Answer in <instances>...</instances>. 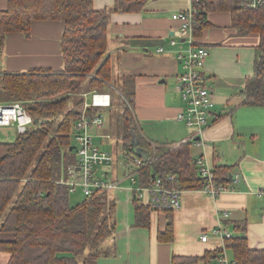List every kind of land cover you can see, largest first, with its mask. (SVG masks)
Segmentation results:
<instances>
[{
  "label": "trees",
  "instance_id": "16d2710c",
  "mask_svg": "<svg viewBox=\"0 0 264 264\" xmlns=\"http://www.w3.org/2000/svg\"><path fill=\"white\" fill-rule=\"evenodd\" d=\"M150 0H116L113 7L121 11H141ZM193 19L194 44L201 45L204 30L211 26L208 13L229 11L232 25L240 34L257 33L260 42L254 73L246 79L247 102L264 106V4L255 8L247 0H199ZM112 10V9H111ZM109 9H96L93 0H8L0 9V50L9 32L31 33L38 19H59L65 23L62 70L34 68L24 72H0V102L21 101L33 120L24 133L11 141H0V258L5 264H98L105 253L104 244L116 234L113 209L116 201L109 192L70 202L68 186L59 182L63 172L77 161L74 138L75 122L81 116L83 94L109 89L112 65L108 51ZM124 158L140 157L132 145L133 133L140 144L150 150L148 160L139 168V182L145 184L154 174L168 185L184 189H203L206 179L200 175L192 141L180 144H155L145 140L134 121L136 84L125 78ZM75 96L74 105H68ZM130 103V105L128 104ZM97 107L89 108L94 113ZM77 154V152H76ZM233 165L220 164L215 158V182L219 186L233 183ZM177 178L170 180L169 176ZM136 226L152 225L151 208L133 192ZM167 223L157 235L163 242L175 236L174 211L164 210ZM238 232L244 222H236ZM225 249L232 251L238 264H264V249L250 247L247 236L234 235L216 249L202 254H174L171 264H211Z\"/></svg>",
  "mask_w": 264,
  "mask_h": 264
},
{
  "label": "crops",
  "instance_id": "0c3cea01",
  "mask_svg": "<svg viewBox=\"0 0 264 264\" xmlns=\"http://www.w3.org/2000/svg\"><path fill=\"white\" fill-rule=\"evenodd\" d=\"M93 3L96 9L110 10L106 56L111 60L113 84L104 91L112 96L111 106L118 99L123 105L121 115L110 118L106 114V125L98 132L112 135L111 129L119 128L121 135L116 144L122 140L124 93L114 83L133 77L136 84L134 121L136 117L135 124L146 141L154 145L191 140L194 157L203 155L213 166L217 158L218 163L233 165L241 174L238 182L230 184L234 189L217 196L203 189L182 190L181 206L174 211V240L163 242L157 233L167 223L165 211L152 212L150 227L136 226L133 187L126 184L128 179L122 176L119 167L112 165L113 176L124 178V186L121 183L112 196L124 201L119 216L124 226V250H131L124 254V263H115L114 259H108L109 248H105L107 251L98 257V264H171L174 254H202L223 246L224 240L218 235H209L207 241L200 238L203 232L218 224L234 235H246L250 247L264 249V106L248 103L245 92L246 79L254 73L259 34H240L232 25L229 11L208 13L211 26L204 30L201 39V45L209 49L203 75L215 104L204 132L192 140V129L177 119L184 106L176 86L183 68L177 50L184 43L177 32L180 21L173 16L188 10L192 0H150L141 11L115 10L116 0H93ZM7 7L8 0H0V9ZM64 30L63 20L38 19L33 21L29 36L20 31L9 32L2 49L0 72L34 68L62 70ZM172 38L180 42L172 45ZM160 47L164 49L160 51ZM10 128H0L5 131L1 130L0 135L9 136ZM236 222L245 223L243 232L235 229ZM144 250L145 254L138 252ZM6 260L7 255H1L0 264Z\"/></svg>",
  "mask_w": 264,
  "mask_h": 264
},
{
  "label": "built area",
  "instance_id": "2783aa9c",
  "mask_svg": "<svg viewBox=\"0 0 264 264\" xmlns=\"http://www.w3.org/2000/svg\"><path fill=\"white\" fill-rule=\"evenodd\" d=\"M199 0H192L188 10L174 13V18L180 21L178 34L183 37L182 43L189 44L187 49H178L177 57L183 65L184 71L177 76V90L180 93L184 106L178 112L177 119L184 122L192 129L191 139L196 140L204 132L208 124L214 107L213 92L206 84L203 75L205 60L209 55L207 46L194 44L196 37L193 30V19L199 9ZM250 7L255 8L264 4V0H247ZM180 41L176 38L171 39V44L176 45ZM160 47L159 50H163ZM121 94L122 92L119 91ZM91 94V100L87 95ZM123 99L127 100L123 95ZM130 105V103H128ZM112 105V96L109 92L95 90L83 94L80 103L81 116L75 122L74 138L77 145V161L71 163L63 172L59 182L68 186L69 191L80 188L85 197H94L102 193L117 190L124 181L112 174L114 161L113 152L102 149L95 141L96 136L109 138L110 133L98 132L106 125L105 108ZM131 106V105H130ZM97 107L94 113L89 112V108ZM33 117L27 112L26 107L21 101L0 102V128L12 127L15 132L24 133L33 122ZM135 117V123H136ZM137 124V123H136ZM180 143H177L178 145ZM155 145V144H154ZM113 150H119L118 144L113 146ZM123 154V151H122ZM124 157V154H123ZM143 159L140 157L124 158V175L127 179L139 182V168L142 166ZM194 164L202 177L206 179L203 190L213 196L222 192L234 189V187L217 186L215 182L214 166L210 164L203 155L195 157ZM138 176V178H137ZM230 177L234 182H238L241 174L233 170ZM177 177L170 175L169 179ZM138 193L139 199L151 208L153 213H159L165 209L176 211L180 208V196L182 189L168 185L157 174L151 176L147 183L139 182L137 187H133ZM213 235L220 236L224 241L234 236V233L221 224L212 227ZM202 241H207L209 234L203 232L200 236ZM224 245V244H223ZM211 264H238V262L228 257L226 249Z\"/></svg>",
  "mask_w": 264,
  "mask_h": 264
},
{
  "label": "rangeland",
  "instance_id": "374dc122",
  "mask_svg": "<svg viewBox=\"0 0 264 264\" xmlns=\"http://www.w3.org/2000/svg\"><path fill=\"white\" fill-rule=\"evenodd\" d=\"M182 47H183L182 49H187V48H189V44H183ZM3 55H4L3 51L0 50V58H2ZM183 71H184V68H182L181 72H183ZM109 89H111V88H109ZM105 90H108V89H105ZM75 99H76L75 96L74 97L71 96L68 105H70V106L74 105ZM87 99L91 100V94L87 95ZM122 108H123L122 101H120L119 99L116 100L113 106L105 108L107 117L115 118L117 115H121L122 111H123ZM183 125H185V127L187 129H190L184 122H183ZM11 128L7 130V133L9 134V136H7L5 134H1L0 140L3 141L5 139H7V140L11 141L16 137L17 133L13 130L14 128L13 129H11ZM116 129L115 128L111 129L112 135H110L109 138L96 136L95 141L97 142V144L102 149H107V150H110L113 152V155H114L113 165L119 167V169L122 173V176H123L124 175V163L125 162H124V157L122 154V140H120V142L118 144V147H119L118 152L113 150V146L116 144V139L118 137H120V135H121L120 131H118L119 128H116ZM1 130L4 131V129H0V133H1ZM75 158H78L76 152H75ZM137 178H138V176H137ZM122 184L124 186V181L122 182ZM126 184H129L132 187H137L139 182H138V179H137V182H134L132 179H128L126 181ZM109 195H110V197H113L112 193H109ZM69 198H70V202L72 204H76L79 201H82L85 198V195L80 188H76V190L70 191ZM114 199L116 201V205H115V208L113 209V219L116 221V234L115 235H117V237H116V240H112V239L108 240L104 244V247L106 249L109 248V251L107 252V254H109V255H107V256H109L108 259H114L115 263H118V262L124 263L123 262L124 261V254L127 251L131 250L129 248L124 250V226L122 228V225H121L122 219L119 216L121 208L124 207V204H122V203H124V201H122L121 198H117V199L114 198ZM206 232L209 235H212V232L210 229ZM134 252H137V251H134ZM138 252L139 253L144 252V254L146 253L145 250L144 251H138ZM115 254H117V257ZM226 254L228 257H232L231 250H229V251L226 250Z\"/></svg>",
  "mask_w": 264,
  "mask_h": 264
},
{
  "label": "water",
  "instance_id": "95a60500",
  "mask_svg": "<svg viewBox=\"0 0 264 264\" xmlns=\"http://www.w3.org/2000/svg\"><path fill=\"white\" fill-rule=\"evenodd\" d=\"M35 122H38L39 119L35 118L34 119ZM131 131L133 133V141H132V145L134 146L136 152L145 160H148L150 157V150L144 146H142L140 144V139L138 137V135L134 132V128H131Z\"/></svg>",
  "mask_w": 264,
  "mask_h": 264
}]
</instances>
